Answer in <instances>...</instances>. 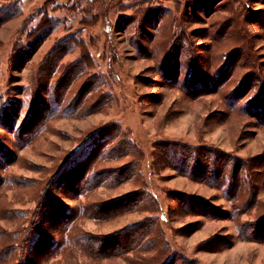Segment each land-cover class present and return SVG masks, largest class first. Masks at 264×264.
Segmentation results:
<instances>
[{"label": "rangeland", "instance_id": "obj_1", "mask_svg": "<svg viewBox=\"0 0 264 264\" xmlns=\"http://www.w3.org/2000/svg\"><path fill=\"white\" fill-rule=\"evenodd\" d=\"M0 264H264V0H0Z\"/></svg>", "mask_w": 264, "mask_h": 264}, {"label": "trees", "instance_id": "obj_2", "mask_svg": "<svg viewBox=\"0 0 264 264\" xmlns=\"http://www.w3.org/2000/svg\"><path fill=\"white\" fill-rule=\"evenodd\" d=\"M174 150H175V149H173V148H171V147H170L169 149H167V153L169 154V153H170V151H171V153H170V154H173V155H178V153L174 152ZM214 169H215V168H214ZM211 175H212V174H211ZM211 175H210V177H211V180H213V179H214V175H217V174H216V172L214 171V175H212L213 177H212ZM218 175H219V174H218ZM221 175H222V174H221ZM211 183H214V182H211ZM220 184L222 185V182H220ZM161 218H164V219H165V216H164V214H162V215H161Z\"/></svg>", "mask_w": 264, "mask_h": 264}]
</instances>
